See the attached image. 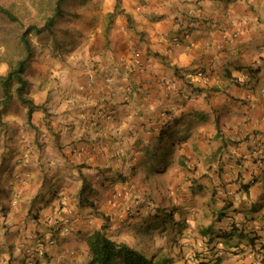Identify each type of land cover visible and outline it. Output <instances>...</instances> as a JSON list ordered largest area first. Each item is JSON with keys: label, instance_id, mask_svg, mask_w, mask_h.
<instances>
[{"label": "crops", "instance_id": "1", "mask_svg": "<svg viewBox=\"0 0 264 264\" xmlns=\"http://www.w3.org/2000/svg\"><path fill=\"white\" fill-rule=\"evenodd\" d=\"M70 12L31 68V96L45 108L36 114L42 137L14 145L0 177V264H27L20 242L31 234L41 247L52 235L68 245L43 248L58 264H84L73 242L85 243L87 229L103 222L80 203L85 182L109 213L102 190L107 198L175 192L191 198L183 205L192 214L200 199L212 219L203 229L216 232L202 257L264 264V137L255 144L264 133V0H78ZM198 71L209 82L194 81L201 91L193 98L169 90ZM162 111L174 121L162 124ZM45 173L57 199L38 204L34 219L32 195ZM167 178L174 183L151 186ZM220 211L228 217L215 222ZM226 231L242 237L220 247Z\"/></svg>", "mask_w": 264, "mask_h": 264}, {"label": "rangeland", "instance_id": "2", "mask_svg": "<svg viewBox=\"0 0 264 264\" xmlns=\"http://www.w3.org/2000/svg\"><path fill=\"white\" fill-rule=\"evenodd\" d=\"M4 1L10 5L13 4L16 10L21 13L26 23L39 19V17L49 11L48 0ZM77 1L78 0H71L69 2L67 7L69 8V13H71L70 11H73L74 4H76ZM42 6L45 7L44 11L41 9ZM58 23L59 24H57L54 29L55 34L62 28V24L60 22ZM13 28L12 24L7 23L0 18L1 34L8 32L10 29L13 30ZM55 34L46 33L39 37L35 35L32 36L36 53L39 48L44 49L45 45L55 44V41L52 39ZM1 51L4 52L2 47ZM31 68L28 71L29 77L33 72ZM7 70L8 65L4 62H0V75L5 74ZM1 96L2 91L0 87V97ZM3 122L4 126H0V150H2V147L5 148V151L9 148L7 155L9 152L12 154L14 153L15 150L12 149L14 145L18 146L20 142H24L27 139L33 140L34 130L30 129L27 125L26 109L22 105L15 103L5 114ZM139 182L140 185H142V182ZM160 183L172 185L174 181L167 178L164 179V181H154L151 186L155 187ZM156 194L152 192L149 198V195H133L128 192L127 194H124L121 199L120 205H122V207L117 209L109 206L107 203L109 197L107 198L108 195L106 191L102 190V196L99 200L101 199L100 201L103 206L108 205L111 208L109 210L114 209V212L112 211V213L107 212L111 216V221L109 220V227L107 229L109 236L118 242L128 243L130 246L142 251L147 256H154L165 264H199L202 260V255L205 254L214 243L212 242L208 246L205 243L203 228L209 227L212 219L210 214L206 215L205 212H203V201L195 198L197 208L199 207L201 210L198 211L197 214H192L191 209H186L183 205L184 203L190 204L192 202L190 197L180 198L175 192H171V196L168 195L166 197H162L160 192H157ZM135 199H139L141 204L135 208L131 214H127L123 207L131 205ZM195 200L193 201L195 202ZM163 204L165 207H163ZM100 224L101 223L97 224L96 227L87 229L88 231H86L87 233L85 234H88V232L94 229H99ZM57 231H59V229ZM80 232L82 231H79V233ZM228 232L226 231L225 234H223V237H217L219 241H223L219 243L220 247L221 244L225 245V242L226 244H229L230 240H239L240 237L234 233L230 234L231 237H225V235L229 234ZM214 239L216 238L214 237ZM60 240L61 239H58V241L53 244L55 245L54 251H57L60 246H68L64 242H60ZM77 244H80V248L77 250V252L79 251L78 253H80V259L87 260L89 255L84 240L81 239L79 241L77 239L73 242V246L76 247ZM48 245L52 244L48 243L46 240V243H43L44 247H39L40 252L38 263L58 264L54 259L55 257L49 253L47 254V251L43 249L47 248ZM229 248H231V246H229ZM222 250H226L225 246L222 247ZM58 259L61 260V255ZM71 262L72 263L70 264H76V260ZM221 262V264H224L226 261L224 259Z\"/></svg>", "mask_w": 264, "mask_h": 264}, {"label": "trees", "instance_id": "3", "mask_svg": "<svg viewBox=\"0 0 264 264\" xmlns=\"http://www.w3.org/2000/svg\"><path fill=\"white\" fill-rule=\"evenodd\" d=\"M70 1L71 0H48L49 11L44 13L39 19L26 23L21 13L16 10L13 4L10 5L4 0H0V18L12 24L14 27L13 30L10 29L6 33H0V62H4L8 65L7 72L0 75V87L2 91V96L0 97V126H4L3 119L5 114L15 103H18L26 109L27 125L30 129L34 130L33 140H38L39 137L41 138L42 131L38 129L36 114L37 112L45 110V108L43 104L35 103L31 96L32 82L28 71L32 67L36 55L32 36L35 35L39 37L46 33L54 35V29L57 24H59L58 22L70 14L69 8H67ZM41 9L44 11L45 7L42 6ZM1 47L4 52L1 51ZM241 69H246V73L250 76L254 72L252 68L248 67H243ZM180 78L184 85L186 81L182 79L184 75L182 76L181 74ZM187 83L188 82H186V85ZM199 91H201V89L197 86L192 87L193 95H196ZM44 115L45 117L47 116L45 112ZM167 124H170V121L165 123V125ZM11 158H13L11 152L7 155V151L4 149L0 151V177L8 168ZM47 178L46 173L42 174L33 191V206L30 210V214L34 219H39L40 212L37 208L38 204H45L48 206L56 202L57 199L58 188H51L52 185L48 184ZM91 192V184L87 182L83 183L79 191L80 203L93 209L92 212L103 219V224L100 229L88 232V235L84 238L89 255L84 264H165L154 256H147L128 243L118 242L112 239L107 232L111 216L96 205L94 198H92L90 194ZM224 217H228V213L222 211L214 212L215 222H221ZM233 224L236 225L235 222ZM55 232L56 231H53L52 228L51 233ZM203 232L205 243L208 246L214 241L213 235L215 236L216 232L212 228L207 230L203 229ZM223 236L222 234L220 237ZM240 236L242 237V234ZM225 237L231 236L228 234L225 235ZM210 249H212V247ZM202 258L199 264H213L210 261H206L205 255ZM24 264L26 263L24 262ZM37 264L39 263L37 262Z\"/></svg>", "mask_w": 264, "mask_h": 264}, {"label": "built area", "instance_id": "4", "mask_svg": "<svg viewBox=\"0 0 264 264\" xmlns=\"http://www.w3.org/2000/svg\"><path fill=\"white\" fill-rule=\"evenodd\" d=\"M175 41L179 42L180 37L179 36L175 37ZM140 57H141V54L139 52H136L134 54L133 60L135 62L139 63ZM190 78H193V81H191V82L185 81L183 86L181 84H179L178 82L172 83L169 87V90L170 91L175 90L177 92H181L184 94V98L191 99L194 97L193 92H192V87L195 86L194 81L202 83V84H207L209 82V76L204 71H198L196 73H192L190 75ZM247 78H248V76L246 74H241L240 76L237 77V81L238 82H246ZM182 79H184V78H182ZM186 82H188L187 83L188 86L186 85ZM108 116H110V115H108ZM160 119H161L162 124H163V123L171 121L173 119V115L168 111H162L160 113ZM263 137H264V133L258 134V136L255 138V144L258 146L261 145L263 142ZM123 196L124 195L118 191L113 192L109 196L107 203L109 204V206L119 209L120 207H122V205H120V204H121V199ZM140 204H141L140 200L135 199L131 203V205L123 207V208H125V212L127 214H131V212L135 208H137ZM147 208H149V207H147ZM55 211H56V214L59 216L62 213L61 208H57V209H55ZM47 242L53 245L56 243V239H55V237L51 236L48 238ZM20 245H21V248L23 250V254L26 258L27 264H37L38 256H39V252H40L39 247H41V243L40 242L39 243L34 242V237L31 234V235H28L27 237H24L21 240ZM73 254H74V252L69 253V255H73ZM62 257H66V255L62 254Z\"/></svg>", "mask_w": 264, "mask_h": 264}, {"label": "clouds", "instance_id": "5", "mask_svg": "<svg viewBox=\"0 0 264 264\" xmlns=\"http://www.w3.org/2000/svg\"><path fill=\"white\" fill-rule=\"evenodd\" d=\"M146 207H148V206H146ZM53 237H55L54 235H52ZM55 239H56V237H55ZM57 241V240H56Z\"/></svg>", "mask_w": 264, "mask_h": 264}]
</instances>
